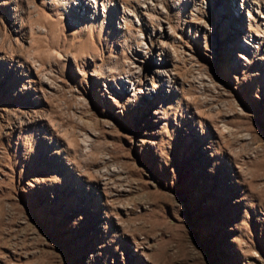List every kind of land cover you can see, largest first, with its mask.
I'll return each instance as SVG.
<instances>
[{"label": "rangeland", "instance_id": "obj_1", "mask_svg": "<svg viewBox=\"0 0 264 264\" xmlns=\"http://www.w3.org/2000/svg\"><path fill=\"white\" fill-rule=\"evenodd\" d=\"M0 264H264V0H0Z\"/></svg>", "mask_w": 264, "mask_h": 264}]
</instances>
